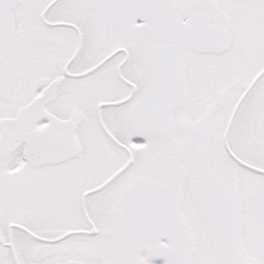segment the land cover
<instances>
[{"label": "snow or ice", "instance_id": "obj_1", "mask_svg": "<svg viewBox=\"0 0 264 264\" xmlns=\"http://www.w3.org/2000/svg\"><path fill=\"white\" fill-rule=\"evenodd\" d=\"M0 264H264V0H0Z\"/></svg>", "mask_w": 264, "mask_h": 264}]
</instances>
